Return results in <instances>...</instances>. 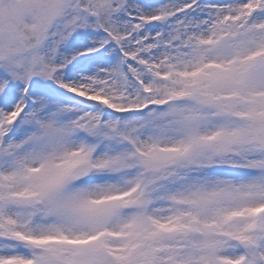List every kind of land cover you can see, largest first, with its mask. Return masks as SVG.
Instances as JSON below:
<instances>
[{
    "label": "snow or ice",
    "instance_id": "snow-or-ice-1",
    "mask_svg": "<svg viewBox=\"0 0 264 264\" xmlns=\"http://www.w3.org/2000/svg\"><path fill=\"white\" fill-rule=\"evenodd\" d=\"M0 264H264V0H0Z\"/></svg>",
    "mask_w": 264,
    "mask_h": 264
}]
</instances>
